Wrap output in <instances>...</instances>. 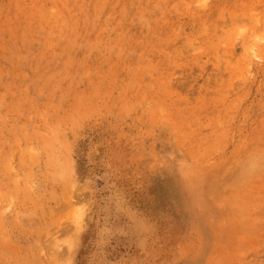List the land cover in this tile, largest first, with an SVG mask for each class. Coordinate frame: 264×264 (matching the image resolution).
<instances>
[{
	"label": "rangeland",
	"instance_id": "1",
	"mask_svg": "<svg viewBox=\"0 0 264 264\" xmlns=\"http://www.w3.org/2000/svg\"><path fill=\"white\" fill-rule=\"evenodd\" d=\"M0 264H264V0H0Z\"/></svg>",
	"mask_w": 264,
	"mask_h": 264
},
{
	"label": "bare ground",
	"instance_id": "2",
	"mask_svg": "<svg viewBox=\"0 0 264 264\" xmlns=\"http://www.w3.org/2000/svg\"><path fill=\"white\" fill-rule=\"evenodd\" d=\"M5 28V27H4Z\"/></svg>",
	"mask_w": 264,
	"mask_h": 264
}]
</instances>
